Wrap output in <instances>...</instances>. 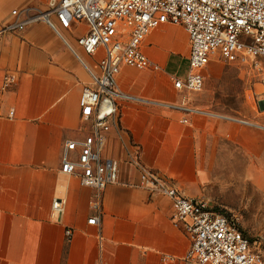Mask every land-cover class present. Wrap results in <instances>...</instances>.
I'll return each instance as SVG.
<instances>
[{
	"label": "crops",
	"instance_id": "crops-1",
	"mask_svg": "<svg viewBox=\"0 0 264 264\" xmlns=\"http://www.w3.org/2000/svg\"><path fill=\"white\" fill-rule=\"evenodd\" d=\"M26 8L46 10L49 0H0V29L12 10ZM143 50L159 69L121 68V90L146 102H121L105 149L119 163L120 182L105 190L101 221L90 224L98 213L93 190L61 170L65 141L86 127L79 97L89 73L42 19L0 33V264H184L191 240L172 220V199L140 186L142 168L202 199L220 171L238 162L243 180L264 190V129L167 105L182 103L168 68L174 58L189 66L184 27L152 29ZM82 56L96 68L98 59ZM260 109L252 120L264 125ZM54 199L65 201L61 216Z\"/></svg>",
	"mask_w": 264,
	"mask_h": 264
},
{
	"label": "built area",
	"instance_id": "built-area-1",
	"mask_svg": "<svg viewBox=\"0 0 264 264\" xmlns=\"http://www.w3.org/2000/svg\"><path fill=\"white\" fill-rule=\"evenodd\" d=\"M11 15L0 33L23 30L42 19L89 73L91 84L79 97L86 127L82 137L65 141L61 170L93 190L91 207L98 213L88 220L90 224L100 223L103 193L120 182L119 163L106 156L105 149L121 102H146L121 90V68L159 69L143 50L152 29L163 24L180 25L189 35L187 72L173 78L182 103L167 104L186 115L200 112L187 103L191 93L203 89L212 58L229 62L251 59L264 64V0H49L46 10L14 9ZM82 54L98 59L96 68L87 65ZM6 80L13 83L15 77L8 75ZM262 80L256 106L263 102L264 110V74ZM231 120L264 129L259 123ZM182 121L189 120L184 117ZM139 184L172 199V220L191 240L184 264H264V256L253 248L236 218L213 209L204 199L186 196L175 184L147 168L141 169ZM64 205L63 199H54L53 212L61 216ZM65 234L71 240L73 230L67 228ZM172 259L170 255L163 257L165 261Z\"/></svg>",
	"mask_w": 264,
	"mask_h": 264
},
{
	"label": "rangeland",
	"instance_id": "rangeland-1",
	"mask_svg": "<svg viewBox=\"0 0 264 264\" xmlns=\"http://www.w3.org/2000/svg\"><path fill=\"white\" fill-rule=\"evenodd\" d=\"M187 69V62L179 58H174L168 68L178 77L184 76ZM263 74L264 64L259 61L212 58L205 71L203 89L191 93L192 106L230 119L254 122L252 117L261 112L256 102ZM242 175L238 162L232 169L221 170L220 181L207 185L202 199L213 209L236 218L253 248L264 256V190L244 181Z\"/></svg>",
	"mask_w": 264,
	"mask_h": 264
},
{
	"label": "water",
	"instance_id": "water-1",
	"mask_svg": "<svg viewBox=\"0 0 264 264\" xmlns=\"http://www.w3.org/2000/svg\"><path fill=\"white\" fill-rule=\"evenodd\" d=\"M261 107H263V102L260 103Z\"/></svg>",
	"mask_w": 264,
	"mask_h": 264
}]
</instances>
